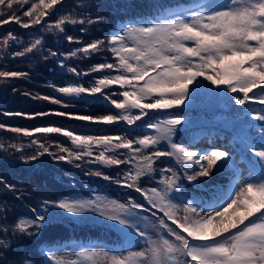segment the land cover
<instances>
[{
  "label": "snow or ice",
  "instance_id": "snow-or-ice-1",
  "mask_svg": "<svg viewBox=\"0 0 264 264\" xmlns=\"http://www.w3.org/2000/svg\"><path fill=\"white\" fill-rule=\"evenodd\" d=\"M64 3L65 0H0V25L14 22L23 29L43 25L38 29L41 32L65 34L66 25L98 24L105 20L102 15L94 19L77 18L69 11L49 22L47 18L55 15L57 5ZM23 5H28L27 10L17 15L14 6ZM78 6L82 15L90 5L79 0ZM4 9L8 10L7 18H2ZM63 39L80 43L71 35L65 34ZM10 41L19 43L18 37L9 32L0 40L2 50L13 46ZM44 48L41 35L27 46L11 52L8 58L15 60L30 54L35 57L39 53L45 61L55 58L64 73L76 78L91 73L106 74L94 79L88 87L78 82L53 86L61 94L60 98L39 95L32 98L67 107L69 103L89 96L103 100L116 111L99 116L63 111L6 112L4 115L28 119L56 115L96 124L123 123L127 132L85 136L60 127L29 130L3 123H0V129L27 137L40 133L69 137L75 150L57 146L59 152L66 155H56L34 139L32 143L38 146V151L21 159L27 163L47 153L54 160L68 163L87 157L88 162L103 166L123 165L124 171L119 178L99 170L88 175L134 190L146 204L131 197L127 203L98 196L44 200L38 207L30 208V217L16 219L13 226L0 223V234L4 237L0 239V259L10 248L9 234L13 239L39 236L41 229L59 215L54 211L59 209L73 217L94 214L119 226L130 245H142L139 251L113 248L103 253L94 251L97 245H80L76 256L93 264H96L94 258L100 256L108 264H264V0H187L183 5L158 4L153 13L132 19L106 40H95L70 49L67 54L51 48L43 54ZM102 48L112 54L114 62L94 65L88 71L67 63L72 58H89L100 53ZM28 76L26 71L6 70L0 66V83ZM201 78L219 90L217 94L222 93L230 104L239 106L236 119L254 133L243 139L239 151L219 147L194 150L191 143L176 142L173 137L177 131L183 132L189 123L183 112L172 113L163 120L144 119L150 112L187 108L194 102ZM113 86H118L120 91H106ZM23 95L32 96L27 92ZM8 147L20 150L14 144ZM94 148L99 151L94 153ZM0 150H6L5 145L0 144ZM237 155H242L248 162L246 174L236 166ZM163 157H172L179 162L185 169V179L196 187L215 174L231 169V187L211 201L188 198L180 191L184 187L179 182L180 176L171 168L160 169V179L154 186H142L141 178H154L157 171L154 165ZM76 167L80 165L76 164ZM0 186L6 192H19L16 185L2 177ZM20 198L21 194L15 195V199ZM181 211L182 216L178 215ZM142 212L155 218L157 233L150 235L144 229L147 217L141 216ZM58 251L55 246L42 247L40 264H79L77 259L58 256ZM21 264H34V261L26 254L21 257Z\"/></svg>",
  "mask_w": 264,
  "mask_h": 264
},
{
  "label": "trees",
  "instance_id": "trees-1",
  "mask_svg": "<svg viewBox=\"0 0 264 264\" xmlns=\"http://www.w3.org/2000/svg\"><path fill=\"white\" fill-rule=\"evenodd\" d=\"M85 2L90 6L83 11L82 15L81 7L78 6L79 0H65L62 6L57 5L55 15L47 18L49 22H52L56 17L65 15L69 11L73 12L77 18L91 17L94 19L97 15L104 16L105 20L98 24L86 23L84 25L65 26V34L73 36L80 43H69L63 39L65 34L39 31L38 29L43 28V25L31 29H23L14 22L0 25V40L6 37L9 32L16 35L19 39L18 44H13L10 41L13 46L6 51L2 50V46H0V57H3V59H0V66L6 70L26 71L29 73L28 77L0 83V123L9 127H21L29 130L37 127H60L71 130L77 135L85 136L122 135L127 132L128 128L123 123L113 125L96 124L56 115H47L35 119L4 115L6 112L39 113L49 111L94 116L105 115L110 112L114 113L116 110L109 104L95 97H81L69 103L67 107L53 104L47 100L32 98L36 95L60 98L61 94L56 92L53 86H67L73 82H78L88 87L91 86L94 79L106 73H91L88 76L76 78L64 73L57 66L55 58L45 61L40 57L39 53L35 57L30 54L26 58H16L15 60L8 57L11 52L27 46L41 35L44 37L45 43V48L42 49L43 54H47L48 48L67 54L70 49L82 47L95 40H106L112 32L129 23L132 19L153 13L155 6L158 4L165 6L183 5L187 0H85ZM27 8L28 5L14 6V11L17 15H22V12L27 10ZM3 11L5 16L2 18H7L8 10L4 9ZM23 19L27 20L26 17ZM80 29L84 30L81 31ZM104 62L114 61L112 54L103 48L100 53L93 54L89 58H72L67 61L69 65L83 71H88L92 66ZM13 88L16 89L15 92ZM106 91L112 93L119 92L120 89L118 86H113ZM25 92L31 93L32 96L23 95ZM221 96L223 97L222 93ZM223 99L220 102L223 106L221 111L218 112L212 111L207 107L175 108L162 110L157 113L150 112L149 117L144 119L159 118L162 120L177 112H183L187 118L193 117L194 120L189 121L184 126L185 130L183 132L177 131L175 141L180 143L194 144L200 138H205L212 133H219L221 137H228V128L232 126V119L237 111L228 108L224 104ZM224 120L228 121L226 122L227 126L222 124ZM137 123L141 122L138 121ZM208 126L212 128V131H209ZM139 134L137 133V135ZM34 139L49 147V151L56 155L64 154L59 152L58 145L75 150L70 138L62 134L40 133L34 137H27L0 129V144L5 145L6 149L0 150V177L8 183L16 185L19 190L18 193L14 194L6 192L0 186V210H2L0 211V223L13 226L16 219L30 217L32 215L30 208L38 207L42 201L59 200L64 197L77 196L85 198L109 193L121 203H127L128 198L131 197L137 202L146 204V202L141 200L140 194L134 190L120 187L112 181L104 180L94 175H88L89 172L99 170L105 175L119 178L124 171L123 165L120 167L103 166L99 163L88 162L89 158L87 157L81 161L68 163L67 161L54 160L53 156L47 153L35 161L25 163L21 159L22 156L28 157L38 151V146L32 143ZM10 144L16 145L20 150L9 148L8 145ZM93 151L95 153L99 150L94 148ZM76 164H79L80 167H76ZM169 164H172V160L168 157H163L157 161L154 165L157 170L154 178L142 177V186H154L155 181L160 179V169L167 168ZM17 194H21L19 200L15 199ZM54 211L59 213L57 210ZM5 215L7 217L6 221H4ZM3 238V234H0V239ZM9 239L11 240L10 248L4 252L3 258L0 259V264H21V257L26 254L32 258L34 264H40L42 260L40 249L45 245L55 246L58 249L68 245L101 244L119 246L123 244L124 234L119 230V226L107 224L102 219L86 221L62 211L41 229L39 236H34L31 239L17 236L13 239L11 234H9Z\"/></svg>",
  "mask_w": 264,
  "mask_h": 264
},
{
  "label": "rangeland",
  "instance_id": "rangeland-1",
  "mask_svg": "<svg viewBox=\"0 0 264 264\" xmlns=\"http://www.w3.org/2000/svg\"><path fill=\"white\" fill-rule=\"evenodd\" d=\"M198 83L201 84L200 89L197 91L194 102L189 105V107H207L212 111L218 112L221 111L222 103H220L225 97L223 94V97L221 94H217L219 90L215 89L214 86L210 85V83L206 80H203L202 78L198 81ZM193 87V86H190ZM223 102L228 108H231L233 111H238L239 106H235L230 104L227 101V98L223 99ZM187 103V102H186ZM236 113V112H235ZM80 115H86V114H80ZM189 121H193L194 118H189ZM163 120V119H162ZM233 123L231 128L229 129L228 137H221L220 135H210L206 139L200 138L197 142H195L193 145L194 150L196 148L199 149H213V148H221V150L227 149V148H234L237 151H239L240 143L243 141V139L247 138L248 134L254 135V133H251V130L246 129V126L238 121L236 119V116L234 115ZM222 122H225V126H227L226 122L227 120H224ZM253 123H258L253 121ZM213 124V123H211ZM221 124V123H220ZM209 131H212V128L208 126ZM207 131V132H209ZM175 140V136L173 137ZM258 139V137H257ZM177 142V141H176ZM180 143V142H179ZM172 160V164H169L167 168H171L174 172L177 173V175L180 176V183L184 185V187L180 190L181 192H184L188 198L195 197L198 200L202 201H211L214 199L215 196L219 195L221 192H227L231 187V180H232V170L228 169L221 173L215 174L212 178L206 180L202 186L196 187V185L192 182H188L184 177L185 169L183 166L177 162L174 158L168 157ZM242 173H247L248 171V162L246 159L242 157V155H237V165H236ZM167 175H171V173H166ZM95 196L104 198L107 197L109 200H116L111 194L104 193V194H97ZM89 198V197H85ZM121 203L120 201H118ZM179 203V201H176ZM59 213H62V210L56 209ZM141 216L147 217L146 222L143 224L144 229L151 235L153 233H157L159 229L157 227H154L156 224L155 218L151 217L149 213H140ZM160 215V214H158ZM178 215L182 216L183 212H179ZM82 220L86 221H96L100 220L101 218L98 216H95L94 214H86L85 217H79ZM107 224L113 225L111 222L105 221ZM168 222V221H166ZM171 223V222H168ZM116 226V225H115ZM155 238V237H154ZM97 245L95 247L94 251L97 253H103L104 251H107L108 249L113 248H121V249H129L131 251H139L141 250L142 245L137 244H129L128 239L124 236L123 244L119 246H108V245H101V244H92ZM80 245H68L64 248L59 249L57 252L58 256L65 257L68 260L77 259L79 264H93L92 261H88L82 257H77L76 252L80 250ZM102 246V247H100ZM96 261V264H108V261L106 259H103L102 256L94 258Z\"/></svg>",
  "mask_w": 264,
  "mask_h": 264
}]
</instances>
